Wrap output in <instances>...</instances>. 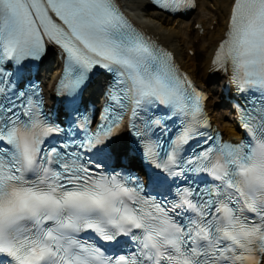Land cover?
<instances>
[{
	"label": "snow or ice",
	"instance_id": "1",
	"mask_svg": "<svg viewBox=\"0 0 264 264\" xmlns=\"http://www.w3.org/2000/svg\"><path fill=\"white\" fill-rule=\"evenodd\" d=\"M226 11L207 72L235 140L121 0H0V264H264V0Z\"/></svg>",
	"mask_w": 264,
	"mask_h": 264
},
{
	"label": "bare ground",
	"instance_id": "2",
	"mask_svg": "<svg viewBox=\"0 0 264 264\" xmlns=\"http://www.w3.org/2000/svg\"><path fill=\"white\" fill-rule=\"evenodd\" d=\"M123 2L127 3L128 6L132 5V6H137V7H141L144 6L143 2L141 0H122ZM220 3L223 6V10L221 11V15H220V21L218 26L215 28L214 31H209L208 35H209V41L208 42H202V44L199 46L200 50H204L206 51V61L204 64V75L206 76L204 78V82L209 81V74L207 72V65L208 62L211 58L212 55V51L213 49H209L207 45H210L211 47H214V39L219 37L222 32L224 31V27H225V20L227 17V11H226V0H219ZM134 14L137 15V12L132 9ZM150 16L152 17L151 19H146V20H142L143 26L144 28L148 29L149 31H151L153 34L161 37L164 41L168 42V44L177 52V55L179 57V59L183 60L184 65L190 70V71H195V66H196V55L194 57L189 56L187 54H183L181 55V53H185V47L188 46L189 44H192V40L195 37H199L198 34H194V37H191V35L195 32L192 29H190L189 24L187 21H181L180 24L178 25H174L171 26L168 30H164L163 26L161 23H159L158 21H156L154 18H161L160 15H158L155 11H150ZM142 14H145L144 12H142ZM208 15V16H207ZM203 13L201 12L198 16L197 19H203L207 17H210V13ZM213 16H216L215 14ZM217 17V16H216ZM170 20L168 19H164V23H169ZM183 27V29H182ZM210 28V27H209ZM170 39H172V41H170ZM206 69V71H205ZM56 73H53V76H51V78L54 77ZM226 112V111H224ZM217 119L219 121H221V123L223 124V126L225 127L226 131L228 133H230V135H240L231 119L230 116L227 113H218L217 115Z\"/></svg>",
	"mask_w": 264,
	"mask_h": 264
},
{
	"label": "rangeland",
	"instance_id": "3",
	"mask_svg": "<svg viewBox=\"0 0 264 264\" xmlns=\"http://www.w3.org/2000/svg\"><path fill=\"white\" fill-rule=\"evenodd\" d=\"M212 7H213V11H216V10H218V7H217V5L214 3V1H212ZM221 8V7H220ZM197 58H198V64H199V66H198V73H202L203 72V63L205 62V56H202V55H197Z\"/></svg>",
	"mask_w": 264,
	"mask_h": 264
}]
</instances>
